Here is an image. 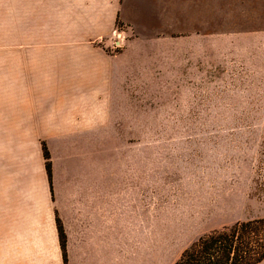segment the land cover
<instances>
[{"label":"crops","instance_id":"0c3cea01","mask_svg":"<svg viewBox=\"0 0 264 264\" xmlns=\"http://www.w3.org/2000/svg\"><path fill=\"white\" fill-rule=\"evenodd\" d=\"M180 12L181 0H0V264H64L57 219L66 264H164L163 180L147 152L117 151L123 138L101 153L100 130L126 111L116 98L141 49L178 38Z\"/></svg>","mask_w":264,"mask_h":264},{"label":"rangeland","instance_id":"374dc122","mask_svg":"<svg viewBox=\"0 0 264 264\" xmlns=\"http://www.w3.org/2000/svg\"><path fill=\"white\" fill-rule=\"evenodd\" d=\"M125 89L100 152L123 138L117 151L147 152L162 178L164 264L213 229L264 217V0H181L178 38L142 48Z\"/></svg>","mask_w":264,"mask_h":264},{"label":"trees","instance_id":"16d2710c","mask_svg":"<svg viewBox=\"0 0 264 264\" xmlns=\"http://www.w3.org/2000/svg\"><path fill=\"white\" fill-rule=\"evenodd\" d=\"M43 157L49 181L51 162L43 144ZM59 240L66 264L65 234L57 219ZM264 260V217L239 220L213 229L190 243L173 264H258Z\"/></svg>","mask_w":264,"mask_h":264},{"label":"built area","instance_id":"2783aa9c","mask_svg":"<svg viewBox=\"0 0 264 264\" xmlns=\"http://www.w3.org/2000/svg\"><path fill=\"white\" fill-rule=\"evenodd\" d=\"M113 35H114V36H113L114 39H113V41H112V46H113L114 48H118V47H120V38H121L120 31L115 30L114 33H113Z\"/></svg>","mask_w":264,"mask_h":264}]
</instances>
